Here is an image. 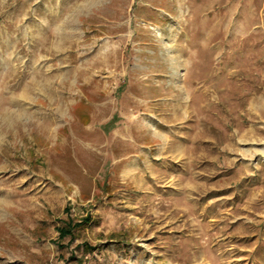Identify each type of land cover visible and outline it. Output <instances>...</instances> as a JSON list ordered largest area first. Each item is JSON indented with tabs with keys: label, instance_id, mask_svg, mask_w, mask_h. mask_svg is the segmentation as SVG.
Here are the masks:
<instances>
[{
	"label": "rangeland",
	"instance_id": "374dc122",
	"mask_svg": "<svg viewBox=\"0 0 264 264\" xmlns=\"http://www.w3.org/2000/svg\"><path fill=\"white\" fill-rule=\"evenodd\" d=\"M0 264H264V0H0Z\"/></svg>",
	"mask_w": 264,
	"mask_h": 264
},
{
	"label": "trees",
	"instance_id": "16d2710c",
	"mask_svg": "<svg viewBox=\"0 0 264 264\" xmlns=\"http://www.w3.org/2000/svg\"><path fill=\"white\" fill-rule=\"evenodd\" d=\"M67 231H68V229H66V230H65V229H61V230L59 231V236H61V237H65Z\"/></svg>",
	"mask_w": 264,
	"mask_h": 264
},
{
	"label": "bare ground",
	"instance_id": "6f19581e",
	"mask_svg": "<svg viewBox=\"0 0 264 264\" xmlns=\"http://www.w3.org/2000/svg\"><path fill=\"white\" fill-rule=\"evenodd\" d=\"M246 27V26H245ZM247 33V32H246ZM251 34V33H250ZM243 36V35H242ZM248 37V36H247Z\"/></svg>",
	"mask_w": 264,
	"mask_h": 264
}]
</instances>
